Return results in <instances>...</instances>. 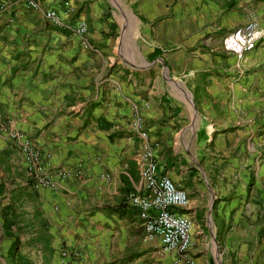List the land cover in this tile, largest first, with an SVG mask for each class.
<instances>
[{"label": "crops", "instance_id": "1", "mask_svg": "<svg viewBox=\"0 0 264 264\" xmlns=\"http://www.w3.org/2000/svg\"><path fill=\"white\" fill-rule=\"evenodd\" d=\"M35 1L84 21L92 51L0 0V264H67L64 249L75 264H186L128 202L144 195L141 133L188 195V257L264 264V39L241 58L222 48L249 22L264 29V0ZM12 133L55 187L34 188Z\"/></svg>", "mask_w": 264, "mask_h": 264}, {"label": "built area", "instance_id": "2", "mask_svg": "<svg viewBox=\"0 0 264 264\" xmlns=\"http://www.w3.org/2000/svg\"><path fill=\"white\" fill-rule=\"evenodd\" d=\"M19 1L28 9L37 10L45 20L53 25L71 30L72 34L79 37L83 49L92 51L88 41V27L84 21L78 20L71 24L65 21L55 10L43 7L35 0ZM5 6L4 2L0 3V9H4ZM71 12L72 9L67 8L65 14ZM262 39H264V29L255 22H249L226 36L222 41V48L224 51L241 58L244 52L254 49ZM135 113L136 118L133 126L139 132L141 120L136 108ZM140 135L143 142L137 161L144 195L131 194L128 197V202L138 209L139 218L148 239H158L162 251L174 252L186 264H195L188 257V251L193 245V223L187 215L180 213L189 205L188 195L183 189L178 188L170 178L158 173V164L148 137L146 133ZM10 137L18 143L19 150L27 164L29 175L34 179V188L55 187L50 178L41 174L40 155L29 139L20 133H12ZM62 175L68 176L67 173ZM60 255L67 260V264H75L71 259L77 257L76 253L72 254L64 249Z\"/></svg>", "mask_w": 264, "mask_h": 264}, {"label": "trees", "instance_id": "3", "mask_svg": "<svg viewBox=\"0 0 264 264\" xmlns=\"http://www.w3.org/2000/svg\"><path fill=\"white\" fill-rule=\"evenodd\" d=\"M156 55H157V53L155 52L154 55H153V57H155Z\"/></svg>", "mask_w": 264, "mask_h": 264}]
</instances>
